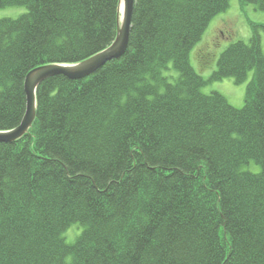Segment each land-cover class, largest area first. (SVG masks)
<instances>
[{
	"label": "trees",
	"instance_id": "trees-1",
	"mask_svg": "<svg viewBox=\"0 0 264 264\" xmlns=\"http://www.w3.org/2000/svg\"><path fill=\"white\" fill-rule=\"evenodd\" d=\"M231 1L134 0L119 59L38 87L29 133L0 144V264H264V25L207 80L189 62ZM14 7L25 13L0 19V131L24 116L30 71L79 63L117 31L118 0H0ZM251 71L240 109L201 91Z\"/></svg>",
	"mask_w": 264,
	"mask_h": 264
},
{
	"label": "rangeland",
	"instance_id": "rangeland-1",
	"mask_svg": "<svg viewBox=\"0 0 264 264\" xmlns=\"http://www.w3.org/2000/svg\"><path fill=\"white\" fill-rule=\"evenodd\" d=\"M228 10L214 19L208 26L202 36L200 43L196 46V50L191 52L190 64L192 68L207 80L211 73L215 70V60L219 54L223 52L229 45L242 41L247 43L252 36L251 23L257 26L264 25V13L258 12L252 6H241L238 0L230 2ZM25 13V9L21 7L0 9V19H16ZM260 35L261 51L264 55V31L257 29ZM210 56L209 62L204 69L201 68L200 57ZM197 57V58H195ZM207 59V60H208ZM168 76H176L175 72L169 71ZM253 72H249L246 81L242 84H234L232 79L226 78L218 82L207 84L201 91L203 94H211L217 92L221 94L228 103L235 108H242L244 104L245 90L248 82L251 80ZM251 173H258L260 168L254 163H250L244 167ZM82 228L72 226L63 233V238L67 244L74 243L75 239L81 233Z\"/></svg>",
	"mask_w": 264,
	"mask_h": 264
},
{
	"label": "water",
	"instance_id": "water-1",
	"mask_svg": "<svg viewBox=\"0 0 264 264\" xmlns=\"http://www.w3.org/2000/svg\"><path fill=\"white\" fill-rule=\"evenodd\" d=\"M134 0H118L117 31L113 42L104 50L75 64H50L30 71L24 78L26 105L20 124L9 131H0V144H13L29 133L35 120L36 91L46 80L64 77L71 81L82 80L106 63L119 59L126 51L130 33Z\"/></svg>",
	"mask_w": 264,
	"mask_h": 264
}]
</instances>
